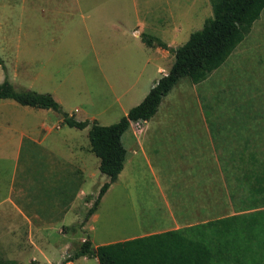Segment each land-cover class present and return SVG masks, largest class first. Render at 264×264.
<instances>
[{"label":"rangeland","instance_id":"obj_1","mask_svg":"<svg viewBox=\"0 0 264 264\" xmlns=\"http://www.w3.org/2000/svg\"><path fill=\"white\" fill-rule=\"evenodd\" d=\"M204 11L202 18H209V2ZM3 32L8 37H0V63L5 69H1L0 65V82L6 78L8 64L21 78L17 81L13 79V85L6 78L12 86H19L17 89L28 90L25 88L29 85L30 76L35 79L36 86L41 81L47 85L65 78L60 71L46 72L44 78H40L41 69L57 63L54 59L48 62L55 51L53 47L40 54L38 39L35 44L26 46L24 42L29 40L18 37L20 46L14 48V40L18 39H11L9 46L7 24ZM13 34L15 37V27ZM26 49L31 53H26ZM71 58L77 61L74 55ZM67 59V53H63L59 63L65 65ZM23 76H27L26 79ZM169 92L164 99L167 102L158 107L157 119L160 123L167 122V126L178 128L180 133L169 143H157L154 151H147L146 159L138 160L134 166L127 168L124 178L112 186L97 207V218L90 222L94 231L86 235L82 229L83 220L99 187L105 182V176L90 163L89 194L71 208L75 187L67 181H73L72 172L77 173L78 170L71 166H53L55 173L48 177L53 188L47 197L36 184L29 203L23 196L17 197V201L29 211L26 213L29 219L32 217L30 211H38L44 219L60 214L57 221L63 216L61 210L71 209L72 213L59 221L62 225L46 231L44 239L36 230V234L34 230L30 231L28 224L26 227L17 226L14 245H7L6 240L0 237V264H59L84 239L94 246L101 242L142 237L144 232L162 226L170 213L183 227L229 216L239 210L241 205L237 200L243 193L235 191L231 203L226 198L225 187L226 193L222 198L219 179L221 167L226 165L230 153L238 149L245 138H248L249 148L264 150V9L249 33L219 68L198 84L181 79ZM20 107L10 100H0V127L11 125L19 132L18 128L26 126L27 129L39 122L38 117L27 114ZM43 125L53 128L49 138L65 139L68 146H85L88 143L80 130L65 125H58L59 130L54 129L55 121ZM205 125L208 129L206 139ZM234 173V170L229 173L230 185L233 184ZM55 181L59 183L56 185ZM204 193L207 198H204ZM41 222L43 219L39 220L33 213L31 226H39ZM59 222L52 224L55 226ZM73 264H97V261L95 258L80 257Z\"/></svg>","mask_w":264,"mask_h":264},{"label":"crops","instance_id":"obj_2","mask_svg":"<svg viewBox=\"0 0 264 264\" xmlns=\"http://www.w3.org/2000/svg\"><path fill=\"white\" fill-rule=\"evenodd\" d=\"M208 2L209 0H0V37L6 36L3 27L7 24L9 46L11 39L24 37L29 40L24 42L26 46L35 44L34 41L38 39L40 54L53 47L55 51L48 62L54 59L57 63L46 66L45 70L41 69L40 78L52 71L64 73L65 78L47 85L41 81L36 86L33 81L35 79L30 76L29 85L25 89L49 94L76 121L88 120L99 126H109L139 104L155 81L165 75L172 64L173 57L168 51L145 46L140 40V34L154 37L168 48L179 47L208 19L202 18ZM14 27L15 37L12 36ZM14 41V48H18L19 39ZM26 53L31 52L26 49ZM63 53L68 56V63L65 65L59 63ZM73 55L77 61L72 60ZM73 62L76 63L73 65ZM11 69L8 64L7 80L10 83L13 79L21 80ZM23 77L26 79L27 76ZM169 93L162 98L159 108L167 102L164 99ZM20 108H24L22 110L27 114L38 117L39 122L27 129L26 126L18 128L19 132L11 125L0 127V237L6 240L7 245L15 244L14 233L19 224L24 227L28 224L30 231L36 230L44 239L46 231L62 225L59 221L72 213L71 209L61 210L63 216L57 221L60 214L44 219L38 215V211H30L32 217L29 219L26 216L29 211L17 201V197L23 196L29 203L36 184L40 185L47 197L53 188L51 179H48L55 173L52 171L53 166H71L78 170L77 173L72 172L75 178L73 181L66 180L75 187L71 208L75 202L89 194V164L98 167V160L95 161L97 158L90 152L88 143L85 146H68L65 139L58 141L48 137L53 128H47L43 123L55 121L54 129L59 130L58 125H64L59 116L50 110L24 106ZM159 108L147 122L130 123L122 133L120 143L125 151L122 170L102 195L97 207L112 186L124 178L127 168L134 166L138 160L146 159L147 151H154L157 143H169L180 133L178 128L167 126V122H159ZM204 127L206 139L208 129L206 125ZM87 130L88 127L80 130L86 139ZM46 140H49L48 144H45ZM37 174L40 178H37ZM58 183L55 181L56 185ZM219 183L222 196V174ZM203 195L207 198L206 193ZM96 210L82 227L86 235L94 231L90 222L97 218ZM33 213L39 220L43 219L41 225L31 226ZM56 222L59 224L54 226L52 223ZM183 227L179 226L170 213L169 219L162 226L144 232L141 236ZM110 243L115 242H101L92 247ZM74 261L67 264H73Z\"/></svg>","mask_w":264,"mask_h":264},{"label":"trees","instance_id":"obj_3","mask_svg":"<svg viewBox=\"0 0 264 264\" xmlns=\"http://www.w3.org/2000/svg\"><path fill=\"white\" fill-rule=\"evenodd\" d=\"M209 4L211 16L179 47L168 48L160 40L140 34L145 46L168 51L173 57L172 64L139 104L109 126H99L88 120L76 121L63 112L49 94L17 89L6 78L0 82V100L50 110L69 128L82 130L88 127L89 149L97 158L98 172L105 176L106 181L99 187L83 222L93 214L100 198L122 170L125 151L120 137L128 125L144 123L152 118L162 98L181 79L185 78L192 84L204 81L224 63L264 9V0H209ZM0 65L5 71L2 63ZM247 140L245 138L242 145L230 153L224 165L229 167H221L227 200L234 201L235 191L243 193L237 200L241 207L234 214L96 247L84 239L59 264H67L80 257L95 258L97 264H264V150L249 148ZM233 170L234 186L229 180V173ZM225 193H222V198Z\"/></svg>","mask_w":264,"mask_h":264}]
</instances>
